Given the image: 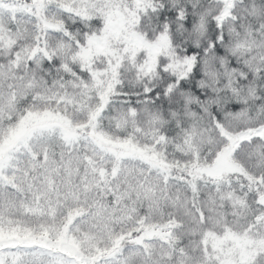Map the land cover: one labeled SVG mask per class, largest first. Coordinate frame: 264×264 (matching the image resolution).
<instances>
[{
	"label": "snow or ice",
	"instance_id": "snow-or-ice-1",
	"mask_svg": "<svg viewBox=\"0 0 264 264\" xmlns=\"http://www.w3.org/2000/svg\"><path fill=\"white\" fill-rule=\"evenodd\" d=\"M0 264H264V0H0Z\"/></svg>",
	"mask_w": 264,
	"mask_h": 264
}]
</instances>
